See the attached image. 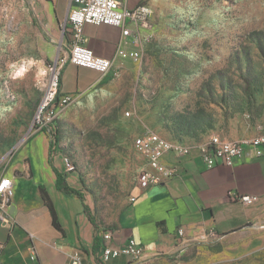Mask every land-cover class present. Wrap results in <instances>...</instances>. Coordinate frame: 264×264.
Here are the masks:
<instances>
[{
	"label": "rangeland",
	"instance_id": "374dc122",
	"mask_svg": "<svg viewBox=\"0 0 264 264\" xmlns=\"http://www.w3.org/2000/svg\"><path fill=\"white\" fill-rule=\"evenodd\" d=\"M45 2L0 0V107L8 109L0 120V176L19 163L26 168L17 177L34 176L29 150L42 131L39 108L58 59L69 53L62 22L52 25ZM148 25L140 56L118 77L72 96L46 127L59 138L54 163L67 168L102 226L130 203L146 167L135 137L157 132L196 147L215 135L264 134V0H162ZM22 57L50 69L42 82L35 67L9 79L7 65ZM191 256L192 264H264V223L211 235Z\"/></svg>",
	"mask_w": 264,
	"mask_h": 264
},
{
	"label": "crops",
	"instance_id": "0c3cea01",
	"mask_svg": "<svg viewBox=\"0 0 264 264\" xmlns=\"http://www.w3.org/2000/svg\"><path fill=\"white\" fill-rule=\"evenodd\" d=\"M45 1L44 9L52 25L62 22V40L67 46L64 24L71 0ZM161 1L120 0L130 10L146 7L150 11L156 10ZM122 31L117 27L86 25L85 44L97 56L107 59H114L119 49L140 53L149 38V29L140 28V37L123 36ZM129 61L117 59L115 67L122 70ZM107 79L96 71L69 63L62 69L60 92L75 96ZM236 134L232 139L243 140L244 135ZM50 141L51 137L40 131L30 144L33 177L15 175L17 169L24 172V163L3 174L13 179L15 195L11 205L13 225L3 226L0 221V264H70L79 250L80 264H102L100 255L107 242L98 234L100 229L113 233V246L123 245L130 237L137 239L145 247L146 264H192L194 247L206 240L207 234L229 237L264 223V155L258 157L252 146L245 148L246 154L233 167L211 170L206 169L197 153L182 160L167 156L165 164L178 166L179 175L144 192L136 188V201H130L113 222L102 226L81 188L71 183L67 168L61 162L54 163V159L50 163ZM54 169L67 176L69 186L84 200L57 189ZM45 176H49V184L44 181ZM41 186L53 202L60 228L53 224ZM238 194L257 195L259 201L243 205L235 200ZM181 227L188 236L183 245L177 235ZM129 263V258L122 256L103 264Z\"/></svg>",
	"mask_w": 264,
	"mask_h": 264
},
{
	"label": "built area",
	"instance_id": "2783aa9c",
	"mask_svg": "<svg viewBox=\"0 0 264 264\" xmlns=\"http://www.w3.org/2000/svg\"><path fill=\"white\" fill-rule=\"evenodd\" d=\"M151 15L149 8L141 7L130 10L122 5L120 0H71V8L64 24V31L67 35L68 55L58 59L55 76L52 80V89L45 94V101L39 108L37 122L41 130L54 124L55 115L60 106L68 105L72 96L62 95L56 106V97L60 90V77L62 69L69 63L96 71L103 77L116 78L120 70L115 67L117 59L135 60L140 53L119 49L114 59H107L97 56L92 49L86 46L84 28L86 25L111 26L121 28L123 36L135 34L140 37V28H149L148 20ZM59 105V106H58ZM247 146L254 147L258 157L264 155V134L259 131L257 136L250 140H230L219 135H215L207 142L198 146H187L175 148L170 144V139L161 136L157 132H145L134 138L135 149L145 158L146 167L138 177L137 189L144 192L153 186H158L164 182L176 178L179 175L178 166H168L164 159L167 156L176 157L178 160L190 157L197 153L203 161L207 170L223 167H233L235 162L246 154ZM15 195L13 179L9 176H0V221L3 226L13 225L11 215L12 200ZM137 197L132 196L131 201H136ZM235 200L243 205H254L259 201V196L250 194H238ZM107 242L102 248L101 263L118 259L122 256L129 258V264H146L145 247L134 237L128 238L127 242L121 246H113L110 242L113 233L105 229L98 230ZM180 239L179 244L183 245L188 236L186 229L181 227L177 231ZM211 234H207L206 239ZM198 241V238H194ZM81 251H76L70 264H80Z\"/></svg>",
	"mask_w": 264,
	"mask_h": 264
},
{
	"label": "trees",
	"instance_id": "16d2710c",
	"mask_svg": "<svg viewBox=\"0 0 264 264\" xmlns=\"http://www.w3.org/2000/svg\"><path fill=\"white\" fill-rule=\"evenodd\" d=\"M60 83H61V77H60L59 84ZM61 96H62V94H61V92L59 90L58 95L56 97V101H55L54 106L57 105V103L59 101V98ZM42 131L44 133H47L51 137V141H50V163L52 164V161H53L52 154H53L54 149H56V147L58 146L59 138H58L57 134L51 133L49 129H43ZM54 172H55L56 177H57L56 186H57V189L59 191H62L64 193L68 194V195H76V196L79 197V199L84 200L82 194H80L79 192L75 191L74 189H72L69 186V184L67 182V176L64 173H60L56 169H54ZM40 188H41V193H42V196H43V200L45 201V205L51 211V214H52V217H53V224H54L55 227L60 228V224L58 222V218H57V214H56L55 208L53 206V202H52L48 192L46 191V189L44 187H42V186ZM92 221H93V219H92Z\"/></svg>",
	"mask_w": 264,
	"mask_h": 264
},
{
	"label": "clouds",
	"instance_id": "9594fccd",
	"mask_svg": "<svg viewBox=\"0 0 264 264\" xmlns=\"http://www.w3.org/2000/svg\"><path fill=\"white\" fill-rule=\"evenodd\" d=\"M33 67H35V79L37 82H42L50 69L46 67L43 61L34 57H22L18 61L9 63L6 74L13 81L22 80ZM6 111H8L7 108L0 107V120L5 118Z\"/></svg>",
	"mask_w": 264,
	"mask_h": 264
},
{
	"label": "bare ground",
	"instance_id": "6f19581e",
	"mask_svg": "<svg viewBox=\"0 0 264 264\" xmlns=\"http://www.w3.org/2000/svg\"><path fill=\"white\" fill-rule=\"evenodd\" d=\"M49 89H52V83L49 85V88L47 89L46 93L48 92ZM46 93H45V94H46ZM44 101H45V95H44V98H43V100H42V103H43ZM41 106H42V104H41ZM170 144L173 145V147H175V148H184L183 144H181V143H180L179 141H177V140H176V141H175V140H174V141L172 140V141L170 142Z\"/></svg>",
	"mask_w": 264,
	"mask_h": 264
}]
</instances>
